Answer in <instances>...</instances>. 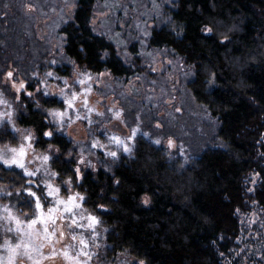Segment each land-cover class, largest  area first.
<instances>
[{
  "label": "trees",
  "instance_id": "16d2710c",
  "mask_svg": "<svg viewBox=\"0 0 264 264\" xmlns=\"http://www.w3.org/2000/svg\"><path fill=\"white\" fill-rule=\"evenodd\" d=\"M95 2L76 0L72 19L60 27L65 56L119 79L142 73L139 58L125 63L110 40L93 32ZM13 4L0 0L1 63L9 62L3 46H14L19 27L14 20L21 14ZM165 17L151 29L149 47L168 50L192 67L187 88L216 119L219 146H203L185 164L140 137L131 158H122L111 172L88 170L77 184L75 163L65 158L72 144L46 120L45 110L58 106L56 99L40 98L39 108L23 97L25 111L17 123L32 128L39 150L57 149L53 169L74 181L84 206L111 229L112 253L127 251L142 264H225L222 256L236 248L239 236L237 213H248L252 204L264 209V0H173ZM162 133L166 138L170 131ZM253 174L260 182L248 192L246 180ZM27 182L21 171L0 166V184L12 190L10 202L31 216L34 202L17 192Z\"/></svg>",
  "mask_w": 264,
  "mask_h": 264
},
{
  "label": "rangeland",
  "instance_id": "374dc122",
  "mask_svg": "<svg viewBox=\"0 0 264 264\" xmlns=\"http://www.w3.org/2000/svg\"><path fill=\"white\" fill-rule=\"evenodd\" d=\"M12 1L21 15L14 20L19 24L14 46H3L9 62H0V166L17 169L27 178L28 186L17 192L32 199L34 212L28 216L15 208L10 202L12 190L0 184V264H8V249L2 247L5 241L16 243L25 236L24 231L16 230L15 221L8 219L10 215L21 221V229L35 231V244L43 243L39 254L33 253L40 264H142L127 251L111 252L107 243L111 229L84 206V195L75 189L74 181L60 178L53 169L57 149L36 148L32 128L21 127L17 121L25 111L23 97L39 108L40 98L56 99L58 106L45 110L46 120L72 144L65 158L75 163L77 184L88 170L111 172L122 158H131L140 137L166 149L171 160L185 164L203 146H219L216 119L193 100L187 88L193 78L192 67L168 50L148 44L151 29L166 22V7L173 0H96L93 32L110 40L125 63L140 59L143 72L129 79L115 78L109 72L92 73L65 56L64 36L59 29L72 19L76 0H9L10 5ZM21 82L27 85L25 90H18ZM164 129L170 131L166 138ZM124 145L130 151H124ZM110 152L117 156L112 157ZM45 155L48 161H44ZM13 157L21 160L23 167L4 163ZM259 182L258 175H250L247 191L252 192ZM49 185L59 191L49 195ZM28 189L36 197L29 195ZM73 196H77L74 205L61 203ZM37 198L42 208H37ZM142 202L147 205L148 199L144 197ZM66 206L72 211L65 212ZM90 216L97 217L94 227H89ZM237 216L240 231L236 248L222 256L223 262L264 264V209L252 204L248 213ZM34 219L37 222L29 230L28 224ZM14 264H33V260L18 255Z\"/></svg>",
  "mask_w": 264,
  "mask_h": 264
},
{
  "label": "snow or ice",
  "instance_id": "6c2138e0",
  "mask_svg": "<svg viewBox=\"0 0 264 264\" xmlns=\"http://www.w3.org/2000/svg\"><path fill=\"white\" fill-rule=\"evenodd\" d=\"M209 31H211V29H209ZM7 75L9 77H13V73L12 72H8ZM49 75H51V73H49ZM26 87H27V85L24 82H21L19 84L18 90H25ZM28 94L31 95L32 93L29 92ZM67 103L69 104V106H72V101L71 100H68ZM60 115L63 116V115H66V113H61ZM46 135L47 136H52L53 133H52V131H48L46 133ZM27 138L31 139V137H27ZM117 142L119 143V141H117ZM96 143L98 144L99 142L97 141ZM156 143L158 144V143H160V141L157 140ZM171 144H172V141L169 140V145H171ZM13 151H15V149H13ZM124 151H126V152L130 151V149L128 148L127 145H124ZM109 154L112 157H116L117 156L116 152H110ZM24 155H25L24 150H23V148H21L20 149V156L23 157ZM43 159H44V161H48L49 157L47 155H45L43 157ZM4 163L5 164H19L21 167H23L22 161L19 160V159H16L15 157H13L12 159L4 160ZM77 171H79V169ZM29 174L30 175H34V173H29ZM49 189H50L49 195H53L55 192L59 191L58 189H52L51 185H49ZM27 191H28L29 195H31L33 197H36L37 194L35 192H33L31 189H28ZM78 195L79 194H77V196ZM77 196L69 197L68 202L61 201V203H67L68 205H74V203H75V201L77 199ZM145 203H147V200L145 201ZM37 208H42V205L39 203V199L38 198H37ZM64 211L65 212H71L72 211V207L66 206ZM8 219H11V220L15 221L16 226H17V228H16L17 231H24L25 232V236H21V238H20V240L18 242L11 243V242L6 240L4 245L2 246L4 248L8 249V252H9L8 264H14V261H15V259H16V257L18 255L26 256L29 259H32L33 260V264H40V261L33 256V253L39 254L40 248L43 247V243L35 244L33 242L32 238L34 236H36V238L38 239V236L35 233V231H28V230L21 229V227H20L21 221L18 218L14 217V216L10 215L8 217ZM41 219H44L43 216H41ZM89 219L91 221V224L89 225V227H94L95 224L98 223V220H97L96 216H90ZM36 222L37 221L35 219L30 221L29 224H28V229L31 230L32 226L35 225ZM73 223H75V221H73ZM8 230L11 231L12 229L9 228ZM47 233H48V229H47V227H45V229H44L45 236L47 235ZM25 237H27V240H26ZM81 243H84V242L81 241ZM84 255H87V253L85 252Z\"/></svg>",
  "mask_w": 264,
  "mask_h": 264
}]
</instances>
